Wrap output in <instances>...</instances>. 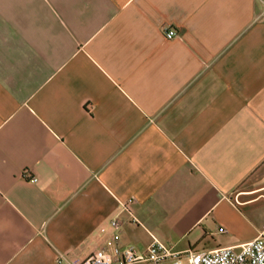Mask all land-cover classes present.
Listing matches in <instances>:
<instances>
[{
  "label": "crops",
  "instance_id": "1",
  "mask_svg": "<svg viewBox=\"0 0 264 264\" xmlns=\"http://www.w3.org/2000/svg\"><path fill=\"white\" fill-rule=\"evenodd\" d=\"M257 207L264 0H0V264L75 263L114 217L239 248Z\"/></svg>",
  "mask_w": 264,
  "mask_h": 264
},
{
  "label": "built area",
  "instance_id": "2",
  "mask_svg": "<svg viewBox=\"0 0 264 264\" xmlns=\"http://www.w3.org/2000/svg\"><path fill=\"white\" fill-rule=\"evenodd\" d=\"M162 34L166 40L179 37L172 27L163 29ZM24 177L32 183L37 182L36 177L27 178L26 175ZM109 224L110 230L103 229L97 232L93 235L90 245H84L79 249L76 262L72 264H162L163 261L180 255L173 253L156 239L147 248L145 255L138 254L132 248H123L120 245L118 231L119 219L114 217ZM217 232L225 233L226 230L219 227ZM185 254L187 260L184 264H264V227L255 238L239 248L219 247L211 251L200 252L188 250ZM62 261L68 262L66 256L58 257L57 262Z\"/></svg>",
  "mask_w": 264,
  "mask_h": 264
},
{
  "label": "rangeland",
  "instance_id": "3",
  "mask_svg": "<svg viewBox=\"0 0 264 264\" xmlns=\"http://www.w3.org/2000/svg\"><path fill=\"white\" fill-rule=\"evenodd\" d=\"M243 213L248 215L249 210L242 208ZM251 221L258 226H262L264 224V207H257V215L255 219H251ZM251 226V225H250ZM252 227V226H251ZM122 236L127 241L122 246L123 248H132L138 254L145 255L147 248L152 244L154 239L162 243L165 247L169 248L171 251H176L179 248L188 247V243L190 242V246H196L194 251H203L208 245L213 243L214 235L210 232L214 231V227L207 228L208 237L202 239L198 243H191L192 237H194L195 233L192 234L191 237L181 238L179 241L176 239H171L164 231H162L158 226L147 225L146 223H142V221H132L126 223L122 228ZM203 229V228H202ZM241 231L247 233L249 231L248 225H242ZM152 232V233H151ZM159 232V233H158ZM154 234L157 235L158 238L154 237ZM186 254H180L176 257L169 258L163 261L162 264H184L186 262ZM140 264H148V263H140Z\"/></svg>",
  "mask_w": 264,
  "mask_h": 264
}]
</instances>
